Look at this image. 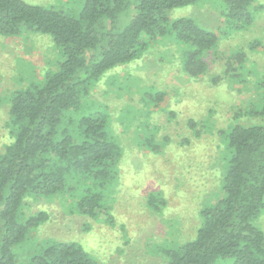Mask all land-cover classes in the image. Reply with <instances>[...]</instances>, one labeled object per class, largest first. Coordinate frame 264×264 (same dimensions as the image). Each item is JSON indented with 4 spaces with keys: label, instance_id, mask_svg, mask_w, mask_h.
I'll return each mask as SVG.
<instances>
[{
    "label": "trees",
    "instance_id": "trees-1",
    "mask_svg": "<svg viewBox=\"0 0 264 264\" xmlns=\"http://www.w3.org/2000/svg\"><path fill=\"white\" fill-rule=\"evenodd\" d=\"M200 1L78 0L75 12L0 0L1 37L45 35L61 56L55 71L16 89L8 99L12 140L0 154V264H19L15 252L47 220L41 211L25 215L29 198L75 194L78 213L113 224L107 192L111 194L118 183L122 148L107 128V116L83 101L104 74L137 59L158 39L182 48V68L188 77L204 76L208 53L223 36L253 24L258 5L255 0H220L224 28L218 32L190 18L170 16L172 10ZM130 7L133 13L122 28L120 16ZM257 47L258 42L249 49ZM226 62L225 71L240 72L244 54ZM262 94L260 103L237 112L238 117L259 123L237 121L219 132L227 159L221 196L200 210L201 225L192 240L161 249L166 264H215L218 259L264 264V234L255 225L264 212V90ZM163 96L157 93L154 100ZM24 264L100 263L79 243L51 240L32 249Z\"/></svg>",
    "mask_w": 264,
    "mask_h": 264
},
{
    "label": "rangeland",
    "instance_id": "rangeland-1",
    "mask_svg": "<svg viewBox=\"0 0 264 264\" xmlns=\"http://www.w3.org/2000/svg\"><path fill=\"white\" fill-rule=\"evenodd\" d=\"M24 1L64 11L80 8L78 0ZM255 1L253 24L220 39L205 58L208 69L201 78L185 74L182 48L168 39L150 43L137 59L100 78L83 103L107 116V128L122 148L118 183L111 194L107 192L113 224L78 213L75 194L29 198L25 215L41 211L47 220L15 252L19 264L32 249L51 240L79 243L100 264H166L162 248L172 249L195 237L200 210L221 196L227 159L219 132L237 121L260 122L237 115L260 103L264 90V0ZM131 13L130 7L121 14L122 28ZM222 14L220 0H202L170 12L173 18H190L215 32L224 28ZM257 42L259 47L249 49ZM239 53L244 54L243 70L225 71L227 59ZM60 61L48 36H0V154L12 140L11 93L35 78L43 79ZM157 93L164 95L161 101L154 100ZM255 225L264 234V212ZM215 264L232 261L218 259Z\"/></svg>",
    "mask_w": 264,
    "mask_h": 264
}]
</instances>
